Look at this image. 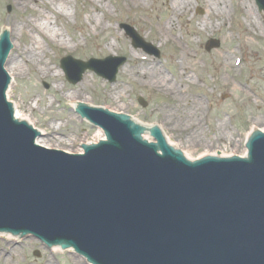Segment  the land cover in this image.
Listing matches in <instances>:
<instances>
[{
    "label": "water",
    "instance_id": "obj_1",
    "mask_svg": "<svg viewBox=\"0 0 264 264\" xmlns=\"http://www.w3.org/2000/svg\"><path fill=\"white\" fill-rule=\"evenodd\" d=\"M264 10V0H256ZM134 46L152 48L122 25ZM220 42L210 39L206 50ZM11 48L0 38V230L30 233L46 244L72 246L93 264H264V133L246 146L249 157L188 161L161 130L141 138V124L101 108L80 113L107 140L70 154L35 143L40 135L13 117L4 70ZM150 52V51H149ZM158 55V51H154ZM122 57L79 65L115 80ZM100 64H107L100 67ZM142 106L146 103L138 99ZM38 254V252L36 253Z\"/></svg>",
    "mask_w": 264,
    "mask_h": 264
},
{
    "label": "rangeland",
    "instance_id": "obj_2",
    "mask_svg": "<svg viewBox=\"0 0 264 264\" xmlns=\"http://www.w3.org/2000/svg\"><path fill=\"white\" fill-rule=\"evenodd\" d=\"M141 1L145 8L130 9L125 0H106L101 5L94 0H70L68 16L47 12L50 24L48 29L44 25L41 61L22 62L21 77L14 79L9 74L12 80L8 99L31 119L35 128L44 131L43 140L49 148L79 152L80 144L91 140L97 132L98 128L78 115L74 101L126 113L146 125H159L170 142L190 159L211 153L240 155L251 128L264 129V39L246 33L247 24L235 8V0H225L228 13H223V24L220 15L210 14L213 3L220 0H191L178 15L170 13L166 0ZM248 3L254 7L264 33V12L258 11L255 0ZM33 9L45 11L34 3L23 6L13 0H0V32L9 19L33 20L30 15ZM86 14L91 16L89 20ZM168 17L172 18L174 29L168 33L170 39L161 44L156 39V26ZM96 18L101 22L98 25ZM121 22L133 26L157 47L160 56L135 48L120 29ZM57 29L67 47L48 38L50 31ZM27 33L15 29L10 37L12 49L8 58L14 46L20 43L24 47ZM248 37L252 42L247 44ZM209 38L219 39L220 46L207 52L204 44ZM108 44L112 48H107ZM181 48L188 56L185 66L178 67L174 61L175 57L181 58ZM131 50L144 56L141 67L154 64L162 74L156 78L132 72ZM65 55L84 61L118 55L126 57L127 62L119 69L114 83L86 71L78 83L71 84L60 68L59 60ZM7 60L6 71L10 66ZM231 61L233 64H229ZM45 67L52 72L42 76L38 70ZM58 72L60 75H56ZM181 75L185 80L177 85L175 81ZM176 86L182 90L177 91ZM139 95L146 101V107L137 102ZM176 98L183 102V108L173 114L171 110L178 104ZM193 99L199 102L194 108L190 104ZM50 124L60 129L55 138L49 136ZM15 240L9 242L0 234V256L8 259L6 263L0 260V264H90L70 249L46 248L32 236H19ZM10 249L11 254L5 256L4 252Z\"/></svg>",
    "mask_w": 264,
    "mask_h": 264
},
{
    "label": "bare ground",
    "instance_id": "obj_3",
    "mask_svg": "<svg viewBox=\"0 0 264 264\" xmlns=\"http://www.w3.org/2000/svg\"><path fill=\"white\" fill-rule=\"evenodd\" d=\"M13 1L16 5H23V6H28L29 3H34L36 5L41 6L43 8V10H45V11H40V10L37 11V10L33 9L30 13L31 17H33V20H31L28 17H20L17 21L12 20V19H9L7 21V26L4 28V30L9 33L10 37L13 36L15 29H19L21 34H23L26 31H29V33H27V36L25 37L26 42H23L24 47H22L20 43L16 47L14 46V49H13L12 53L10 54L8 60H7V61H10L9 62L10 66L7 67V71L9 72L10 75L12 73V78L15 79L16 77H21V75L23 74V69H22V64H21L22 62H26L27 60L31 61L32 59H33V61H36V62L41 61L40 54L43 52V48H44V46H43V44H44L43 34H45L44 33V25H45L46 29H48L49 24H50L49 17L47 16L46 13L49 11H51V12L56 11V12H59V13L65 15V16H68L69 10H71L70 8L72 7V5L70 4V0H13ZM94 1H96L99 5H101L106 0H94ZM125 1H126V3H128L130 9L145 8V6H146V4L143 3V1H141V0H125ZM190 2H191V0H166L167 8L170 10V13L172 15H178L180 12L183 11L184 8H186L190 4ZM213 5H214V8H210V14L212 13L213 15H217V16L220 15V24H223L224 23L223 13H225V12L228 13V11H227L228 10V4H226L225 0H220L217 3L214 2ZM236 7H237L238 11L240 13H242L243 18L247 24L246 33L248 32L247 34L250 33V34L256 36L257 38H263L264 39V33L262 32V30L260 28V24L256 19L254 7L248 3V0H235V8ZM71 16H73V13L70 14V17ZM85 18H86V20H89L91 18V16L89 14H86ZM96 20H97V22H96L97 25L101 23L99 18H96ZM172 25H173L172 24V18L168 17L165 21H163L162 23H160L156 26V39L161 44L163 41H168L170 39L168 33H172V30L174 29ZM32 34H35L37 37H39L41 39L40 40L37 39ZM48 38L51 41H56L59 45H63L65 47H67L65 45L66 40L62 37L61 32H59V29H57L55 31H50V34H48ZM69 40H71V39H69ZM245 42L248 44L252 41L248 37V40H245ZM110 47L112 48L111 44H108L107 48H110ZM186 53H187V51H185L182 48L180 49L181 58L175 57V61H174L176 66H178V67L185 66V58L188 56V54L186 55ZM142 56L143 55H140L139 52H137V50H131V59L134 62V65L131 69L132 72H134L136 75H140V76L152 75V76H155L156 78H158L162 74L160 67L157 65H154V64L148 66L147 68L141 67L140 60H141ZM18 58L20 59V61L18 60ZM231 63H232V61L229 64H231ZM38 72L40 75L45 76V75L51 74L52 70L49 69L48 67H45V69H39ZM56 75H60L59 72L56 73ZM162 78H165V77L163 76ZM184 80H185V77H183L181 75V76L177 77V80L175 82L177 85H181ZM176 88H177V91L182 90V87L178 88L176 86ZM179 93H181V92H179ZM7 95H8V93H7ZM70 101L72 102V100H70ZM176 101L178 102V104L175 105V107L171 110V113H173V114L179 110H182V108H183V102L178 98H176ZM198 103L199 102L196 101L195 99L190 101V104L193 108H194V106L197 107ZM73 104L75 105L74 101H73ZM49 105H51V104H49ZM13 107H14V116L17 120L27 122L30 125L32 124L31 119L26 114L21 113L17 109L15 104H13ZM131 119L133 120L134 123L140 124L134 118H131ZM141 125H142V127H145L146 130H149L151 127V126L145 125V124H141ZM49 127H51V129H52V132L50 133L51 135H49V136H51L52 138H55V135L59 134V130H60L59 127H55L54 125H51V124L49 125ZM251 130L252 131H250L247 135L248 137L252 136L253 133L255 131H257L256 128H254V127ZM39 131H40V133L44 134V131H42V130H39ZM104 137H105V134L99 129V130H97V132L95 133V135L92 137L91 140H84L83 141L82 148L85 146H88L89 144L90 145L94 144L97 141L104 139ZM190 138H193V136L190 135ZM47 139L49 140L50 138L48 137ZM58 140H60V139L58 138ZM36 141L40 145L49 146L43 140V136L38 137L36 139ZM64 141H65V139H64ZM167 141H168V144L173 145L168 138H167ZM248 142H249V140H248ZM81 150L82 149H79V151H81ZM206 156L207 157L217 156V158H220V157H230V156H234V155L233 154L226 155L224 153H220V154L211 153V154H206ZM200 157L204 158L205 154H202ZM240 157H244V158L249 157L248 149L244 148L242 153L240 154ZM1 235L3 237H5V239H7L9 242H15L16 241L14 236L9 234V233H1ZM11 252H12V250L10 249V250L4 252L5 253L4 255L8 256L9 254H11ZM2 258L3 257L0 256V260H2L3 262L6 263L8 261V259H6V258L2 259Z\"/></svg>",
    "mask_w": 264,
    "mask_h": 264
}]
</instances>
